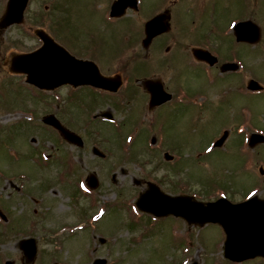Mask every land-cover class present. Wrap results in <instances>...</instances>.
<instances>
[{"label": "rangeland", "instance_id": "rangeland-1", "mask_svg": "<svg viewBox=\"0 0 264 264\" xmlns=\"http://www.w3.org/2000/svg\"><path fill=\"white\" fill-rule=\"evenodd\" d=\"M6 1L0 0V17ZM113 1L29 0L22 25L0 32V211L6 218L5 223L0 220V264L6 260L12 264H93L96 259L105 264H230L222 258L224 236L215 225L187 226L168 217L151 228L130 223L126 209L109 208L125 200L134 202L148 182L158 184L167 194L194 195L201 201L220 197L223 193L214 188L226 187L228 198L240 201L246 191L239 194L233 139L221 148L205 151L224 124L233 122L225 118V106L213 114L183 102L148 113L142 108L131 110L132 104L138 106L136 98L123 106V93L118 92L104 99L82 95L84 107L79 102L69 104L77 96L70 99L67 88L58 94L71 101L56 106L57 95L37 101L32 98L37 92L22 85L21 78L13 76L7 66L13 55L39 46L32 32L43 29L56 43L94 61L104 75L127 76L131 84L139 85L145 78L160 80L170 98L173 81L179 84L190 79L197 85L204 79L201 66L188 69L189 50L199 49L205 34H211V26L224 30L221 37L226 45L229 23L244 20L247 4L251 7L248 16L260 29L254 64L263 83L264 0H144V10L127 9L110 23L108 7ZM164 10L171 17L169 32L148 50L143 49L144 23ZM213 19L218 23L209 25ZM240 48L244 57L248 52L244 46ZM87 97L92 99L85 103ZM101 113L112 119L90 120ZM48 114L81 136L83 147L62 144L53 131L43 129L41 119ZM132 116L139 121L143 118L146 125H133L137 119ZM257 122L264 126V116ZM151 125H155L154 134L149 131ZM129 131H133L131 144H123ZM156 133L164 146L161 151L147 148ZM93 146L105 154L104 159L92 155ZM177 152L180 163L172 165L178 160ZM42 155L47 158L44 165ZM66 160L71 163L66 165ZM63 170L67 181L61 184L57 179ZM91 174L98 180L94 191L84 185ZM78 187L86 193L80 195ZM28 238L36 245L31 261L19 250L20 241ZM99 238L105 242L100 244ZM242 264H264V260Z\"/></svg>", "mask_w": 264, "mask_h": 264}, {"label": "water", "instance_id": "water-1", "mask_svg": "<svg viewBox=\"0 0 264 264\" xmlns=\"http://www.w3.org/2000/svg\"><path fill=\"white\" fill-rule=\"evenodd\" d=\"M27 2L28 0L7 1L0 19V31L11 25L22 23ZM127 7H135V1L117 0L112 4L109 16L120 17ZM167 20L168 17L161 14L145 23L143 48L147 49L155 37L168 32ZM234 31L237 36L240 31L251 34L252 41L259 38L257 27L250 22L237 24ZM34 35L42 43L40 48L28 54L13 55L10 66L12 73L25 76L27 84L41 90H53L62 85L73 88L88 85L110 92H115L120 86L119 77L102 76L92 62L77 60L55 44L44 31L35 30ZM193 53L195 56H202V53L197 50ZM150 91L152 105L169 99L167 95L162 97L160 85L151 86ZM42 122L56 129L68 143L78 147L83 145L82 140L62 127L54 116H47ZM93 154L103 157V154L96 149H93ZM87 185L90 188L96 187L97 182L94 176L88 177ZM135 206L139 211L155 217H164L169 214L181 217L189 225L218 224L225 235L223 256L231 262L239 263L257 257L264 258V201L253 198L242 203L231 204L225 199H219L211 203H199L188 197L166 196L156 186L149 184L148 189L139 194ZM20 248L28 260L34 257L35 246L32 240L21 242ZM104 263V260L94 262V264Z\"/></svg>", "mask_w": 264, "mask_h": 264}, {"label": "flooded vegetation", "instance_id": "flooded-vegetation-1", "mask_svg": "<svg viewBox=\"0 0 264 264\" xmlns=\"http://www.w3.org/2000/svg\"><path fill=\"white\" fill-rule=\"evenodd\" d=\"M143 2L144 0L138 2L141 10L143 9ZM244 7L246 20H251L252 18L248 16V10H250L251 7L247 4H245ZM235 8L236 11L237 9L239 10L237 4ZM162 12H165V14L170 17L168 10ZM159 13L155 12L152 17ZM217 34H219L220 38L215 39V34L213 35V32H211V34L206 33L203 38L199 49L210 54V56L208 55L204 61L199 59L195 60L192 56L191 49L189 50V64L186 61L188 69L193 71L195 67L200 65V72L202 77H204V79L197 85H193L191 83L193 80L190 79L186 81V83L182 82L179 84H176L173 81L172 84H174V90L168 92L171 94L170 100L160 106H149V88H147L148 85H145L144 79L139 82L140 85L134 83L131 84L128 80L127 83L125 81L126 86L124 94L126 98L133 95L134 98H136L135 100L137 102H135V104L138 106L132 104L131 110H141L142 108V110L144 109L143 111L146 110L148 113H152V110L154 109H156L155 111H158L166 105L174 107L178 103L183 102H186V104L189 105L195 97L201 101L203 113H214L217 112L214 111L217 108L219 109L222 106H225L227 108V110L224 111L225 118L232 120L233 122H226L223 126V131H227L228 134L222 146H225L227 142L233 139L232 141L237 163L236 171L238 170L237 174L241 184L239 194L246 191L240 201H243L249 192L251 193L252 191L255 192V196L264 199V143H249V137L253 133H258L264 136V126L257 122L260 116H264V82L260 83L262 87L260 90H255V85L252 83V81L259 82L256 73L257 65L254 64L257 43H251L252 45L248 43H237L234 34L227 33L228 43L225 45V42L221 37V32L216 33V36ZM157 38L152 40L149 47H151ZM248 38L251 39V36ZM215 40H220V42L215 44ZM240 46H244V50H247L248 52L244 57L241 55ZM168 50L169 48L165 49V51ZM211 56L215 59L212 64ZM247 56L249 57L250 62L248 61ZM243 60L245 62H243ZM156 82H159L161 86L163 84L161 81L156 80ZM162 88L167 91L164 85ZM64 89L65 87L57 90L56 93L58 94L60 91H64ZM35 91L43 97L49 95V93ZM75 92L79 95L88 96L92 94V89L89 87H81ZM211 105L215 107L214 110H211ZM243 179H245V181H243ZM136 184L140 185V182L137 181Z\"/></svg>", "mask_w": 264, "mask_h": 264}]
</instances>
